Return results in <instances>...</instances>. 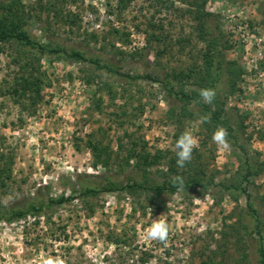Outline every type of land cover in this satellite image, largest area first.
Returning <instances> with one entry per match:
<instances>
[{"label":"rangeland","instance_id":"obj_1","mask_svg":"<svg viewBox=\"0 0 264 264\" xmlns=\"http://www.w3.org/2000/svg\"><path fill=\"white\" fill-rule=\"evenodd\" d=\"M193 1L0 0V6L18 3L25 29L44 43L82 51L131 77L165 79L202 63L205 44L190 12ZM198 1L211 13L210 29L223 34L225 69L231 63L242 71L234 91L226 70L219 85L236 144L228 136L226 146L214 142L221 126L194 105L183 109L160 84L30 53L16 43L0 45V165L9 170L0 181V213L49 198L73 199L37 216L0 221V264H45L57 257L64 264H260L264 0ZM29 74L41 82L34 99L14 91ZM186 131L197 146L180 166L175 144ZM241 148L252 165L248 182ZM133 150L153 164L129 160ZM195 173L208 183L241 185L246 193L211 184L159 195L149 189L187 182ZM111 182L145 188L81 194ZM159 217L169 226L164 241L147 235Z\"/></svg>","mask_w":264,"mask_h":264},{"label":"trees","instance_id":"obj_2","mask_svg":"<svg viewBox=\"0 0 264 264\" xmlns=\"http://www.w3.org/2000/svg\"><path fill=\"white\" fill-rule=\"evenodd\" d=\"M198 0H194L191 3L190 12L193 14L195 20L199 22V37L205 44L204 52L202 53V63L197 67H190L186 71H174L169 75H166L165 79L159 77H152L150 75H137L131 77L129 75L121 73V71L110 63L103 62L99 58L89 57L86 53L78 50H68L60 45H53L52 43H44L41 40L33 37L25 29V16L24 11L19 8V4L13 2L7 6H0V45H6L10 43H16L19 47L26 49L30 53L39 55H48L57 59L71 60L73 62L83 63L89 65L96 70H103L106 73L125 77L128 79H145L154 83L160 84L166 91L182 104L183 109H187L190 105L198 107L207 120L214 125H220L227 131V136L233 140L236 144L237 137L235 130L229 120L224 114V102L221 100L219 95V85L223 78V73L226 70L228 73L229 87L234 91L236 89L238 80L241 79L242 71L231 67V63L225 69V59L222 54L223 47V34L220 31L210 29L209 18L211 13L205 12L204 4L199 5ZM220 30V27H216ZM22 54V53H21ZM40 80L35 78L32 74L21 77L14 88L15 94L20 96L34 99L41 94ZM192 86V88L190 87ZM202 89H212L215 91V96L212 103H205L200 96ZM96 150V147H93ZM241 154L243 157V163L245 165L246 174L244 180L249 181L252 175V165L250 159L246 153V150L241 148ZM1 160L5 161L4 157H0ZM136 159L138 162H143V167H149L153 163L150 162V156H143L135 154L132 151L129 160ZM9 173V170L3 169L0 165V181L3 184L2 175ZM203 177L195 173L189 177L188 181L185 182L182 178L174 181L165 182L162 184H156L150 186L149 189L155 194L159 195L167 191L176 192L179 189H193L201 188L205 189L209 184L220 187L223 190L230 191L231 189L242 191L246 193V190L241 185H225L223 183H208L210 181H204ZM144 185L134 183L124 187L118 186L115 183H109L103 187H86L82 191L83 196H97L100 193H111L116 191H122L126 189H143ZM73 200L70 197H59L49 198L47 201L33 202L28 206L23 207H11L4 213H0V221L14 222L16 220L24 219L29 215L37 216L42 210H51L56 205H60ZM253 219L255 221V232L261 237L260 218L253 211ZM260 264H264V243H260Z\"/></svg>","mask_w":264,"mask_h":264},{"label":"clouds","instance_id":"obj_3","mask_svg":"<svg viewBox=\"0 0 264 264\" xmlns=\"http://www.w3.org/2000/svg\"><path fill=\"white\" fill-rule=\"evenodd\" d=\"M200 96L205 103H212L215 96V91L212 89H202ZM227 131L223 127L218 128L212 136L214 142L226 146L227 144ZM197 146V140L190 132H184L176 141L175 149L177 156V163L183 166L185 162L190 161L194 148ZM199 200L198 198H196ZM163 216V215H162ZM160 216V217H162ZM154 219L150 229L147 232L148 238L153 240H166L169 232V226L165 220ZM45 264H64V261L60 258L48 259Z\"/></svg>","mask_w":264,"mask_h":264}]
</instances>
